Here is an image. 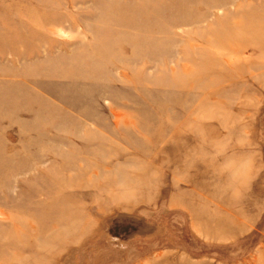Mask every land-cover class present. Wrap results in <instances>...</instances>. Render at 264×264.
Segmentation results:
<instances>
[{
  "label": "rangeland",
  "instance_id": "rangeland-1",
  "mask_svg": "<svg viewBox=\"0 0 264 264\" xmlns=\"http://www.w3.org/2000/svg\"><path fill=\"white\" fill-rule=\"evenodd\" d=\"M0 264H264V0H0Z\"/></svg>",
  "mask_w": 264,
  "mask_h": 264
},
{
  "label": "clouds",
  "instance_id": "clouds-1",
  "mask_svg": "<svg viewBox=\"0 0 264 264\" xmlns=\"http://www.w3.org/2000/svg\"><path fill=\"white\" fill-rule=\"evenodd\" d=\"M256 166V153L247 139L238 138L226 144L212 161L214 187L221 193L239 199L249 186Z\"/></svg>",
  "mask_w": 264,
  "mask_h": 264
}]
</instances>
